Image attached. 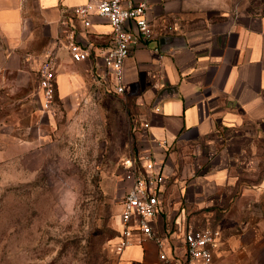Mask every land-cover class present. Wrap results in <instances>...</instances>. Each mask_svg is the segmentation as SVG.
<instances>
[{"label": "crops", "instance_id": "0c3cea01", "mask_svg": "<svg viewBox=\"0 0 264 264\" xmlns=\"http://www.w3.org/2000/svg\"><path fill=\"white\" fill-rule=\"evenodd\" d=\"M98 1L0 0V37L7 44L0 49V75L22 68L32 32L25 9L33 3L49 39L37 54L39 62L51 48L58 56L57 108L70 117L81 94L94 86L114 92L101 57L112 47L111 26L91 16L86 27L74 14L77 7ZM148 19L154 37L126 61L124 94L135 97L141 126L150 125L140 131V152L156 160L164 177L161 215L154 228L168 238L170 252L183 256L188 221L236 226L229 216L254 192L247 175L254 172L253 161L264 148V0H151ZM69 29L90 48L89 60L76 63L64 47H57L59 35ZM162 36H181L186 46L162 53ZM166 88L175 90L157 110L154 102ZM38 97L43 110L40 87ZM263 183L252 186L262 188ZM158 253L147 241L128 247L120 255L121 264H161Z\"/></svg>", "mask_w": 264, "mask_h": 264}, {"label": "rangeland", "instance_id": "374dc122", "mask_svg": "<svg viewBox=\"0 0 264 264\" xmlns=\"http://www.w3.org/2000/svg\"><path fill=\"white\" fill-rule=\"evenodd\" d=\"M25 15L22 68L0 75V264H121L114 244L130 187L122 164L140 153L143 122L135 97L94 86L70 117L43 111L37 54L49 39L33 3ZM256 158L254 192L229 216L236 226L199 225L219 232L213 264H264V183L252 186L264 179V148Z\"/></svg>", "mask_w": 264, "mask_h": 264}, {"label": "built area", "instance_id": "2783aa9c", "mask_svg": "<svg viewBox=\"0 0 264 264\" xmlns=\"http://www.w3.org/2000/svg\"><path fill=\"white\" fill-rule=\"evenodd\" d=\"M151 0H99L79 6L74 14L80 18L86 27L91 26V16H97L111 26L112 47L101 52L106 69L113 79V90L116 94L125 93V63L134 49L147 45L154 37L148 12ZM68 21L61 22L68 27ZM170 32L175 31L173 27ZM57 47H64L76 63L89 60L92 56L90 48L82 46L74 30L62 32L56 40ZM159 51L158 48L155 49ZM58 56L56 49L46 51V56L39 67V87L42 93V108L46 112H55L56 75ZM159 110V108H156ZM149 123H144L140 131H146ZM168 142L164 141L163 145ZM125 180L130 187L122 199L120 213V234L114 244V252L121 255L128 247L153 242L159 254L161 264H213L219 232L211 226L201 227L188 224L184 232V255H176L167 248L168 238L154 228V223L161 215V190L164 183L163 175L158 171L156 160L147 153L140 152L138 156L124 161Z\"/></svg>", "mask_w": 264, "mask_h": 264}, {"label": "water", "instance_id": "95a60500", "mask_svg": "<svg viewBox=\"0 0 264 264\" xmlns=\"http://www.w3.org/2000/svg\"><path fill=\"white\" fill-rule=\"evenodd\" d=\"M160 50L162 53H168L171 50L179 49L186 46V41L181 36H162L159 39ZM174 88L163 89L157 96L154 102V108H158L164 98L171 92Z\"/></svg>", "mask_w": 264, "mask_h": 264}, {"label": "trees", "instance_id": "16d2710c", "mask_svg": "<svg viewBox=\"0 0 264 264\" xmlns=\"http://www.w3.org/2000/svg\"><path fill=\"white\" fill-rule=\"evenodd\" d=\"M119 234H120V233H119ZM118 237H119V235H118ZM118 237H117V238H118Z\"/></svg>", "mask_w": 264, "mask_h": 264}]
</instances>
